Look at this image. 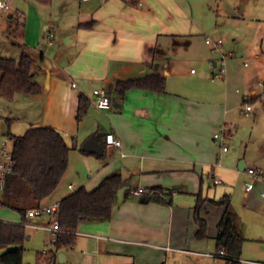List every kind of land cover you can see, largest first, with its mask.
<instances>
[{
    "label": "crops",
    "instance_id": "obj_1",
    "mask_svg": "<svg viewBox=\"0 0 264 264\" xmlns=\"http://www.w3.org/2000/svg\"><path fill=\"white\" fill-rule=\"evenodd\" d=\"M215 1L227 7L234 4L238 9L250 2ZM11 2L24 16L21 23H14L10 18L12 10L5 14L7 27L0 32V56L15 60L23 53L31 56L32 79L41 90L19 92L11 100L0 97V140L12 142L8 132L18 136L30 127L49 125L63 135L70 147L67 168L72 150H78L81 168L65 180L66 168L51 194L38 203L27 202L24 219L19 211L1 203L0 190V220L48 224L52 215L30 217L26 211L59 202L81 186L92 190L106 175L120 172L124 184L117 191L110 218L81 222L75 244L60 249L55 260L62 252L63 261L58 260L66 262L65 250L73 249L77 243L87 262L92 254L104 253L108 258L123 257L124 264H185L181 260L188 256L194 262L195 257L205 256L227 264L223 257L196 250L209 237L196 236L199 226L195 203L200 191L208 199L229 197V210L244 237L240 262H254L246 259L252 248L250 242H264V237L253 234L250 224L246 226L238 213L264 215V202L258 196L264 182L256 183L251 191L244 188L242 209L234 204L236 190L232 182L239 175L248 181L249 165L239 159L235 167L227 153L229 149L221 148L224 142L214 138L222 123L224 138L232 135L224 105L229 103V96L220 83L202 82L208 76L207 63L210 73L217 70L213 69L215 61L205 42V23L196 16L198 0ZM223 46L230 56L237 53L232 42H223ZM255 57L260 58L259 52ZM194 64L199 72L189 68ZM151 73L164 76V91L131 88L121 93L117 89V80ZM231 75L225 70L222 84L228 83ZM72 82L76 85L72 86ZM95 89H104L110 95L108 109L100 110L91 104ZM248 89L243 101L257 94L252 85ZM80 95L90 105L77 120ZM257 97L264 104V96L259 93ZM110 132L120 139V146L106 144L105 134ZM88 139L101 146V154L82 149ZM222 156L230 163L226 167L220 164ZM213 176L221 182L214 184ZM137 187H144L145 192L134 194ZM224 209V205L205 200L198 214L207 227L211 217L216 226ZM25 226L31 228V232L26 229L25 239H31L36 231H46L52 237L48 229ZM215 237L214 232L210 238L216 251ZM89 241L94 249L88 246ZM13 247L0 245V254ZM130 257L134 262L128 263Z\"/></svg>",
    "mask_w": 264,
    "mask_h": 264
},
{
    "label": "trees",
    "instance_id": "obj_2",
    "mask_svg": "<svg viewBox=\"0 0 264 264\" xmlns=\"http://www.w3.org/2000/svg\"><path fill=\"white\" fill-rule=\"evenodd\" d=\"M33 65L34 59L26 53L18 60L0 56V97L11 100L19 92H40L41 86L32 79ZM116 86L121 93L131 88L164 91L165 78L160 74L151 73L139 78L117 80ZM89 105V100L80 95L76 111L77 120L85 115ZM7 136L12 139L13 169L4 178L1 203L19 211L24 219L27 202L38 203L57 187L68 165L70 147L63 135L49 125L30 127L18 136L8 132ZM123 184L121 173L113 172L102 178L92 190L81 186L64 196L59 201L56 213L61 231L57 233L52 248L38 255L37 264H46L48 261L53 264L60 249L72 247L81 222L109 219L117 191ZM205 200L225 207L216 225V251L223 247V254L218 253L217 256L226 259L227 264H241L244 237L234 222L233 213L229 210L227 195L215 200L203 197L199 191L195 203V220L199 226L197 238L207 236V223L198 214ZM26 236L24 222L11 223L0 220V245H15L0 254V264H23L22 244Z\"/></svg>",
    "mask_w": 264,
    "mask_h": 264
},
{
    "label": "rangeland",
    "instance_id": "obj_3",
    "mask_svg": "<svg viewBox=\"0 0 264 264\" xmlns=\"http://www.w3.org/2000/svg\"><path fill=\"white\" fill-rule=\"evenodd\" d=\"M9 3L10 8L2 12L0 32L7 27L5 14L9 13L10 10H15L11 0H9ZM198 3L196 16L199 21L205 23L204 36L215 39L220 38L223 42H232L237 50L235 55L230 56L223 45L220 47V51L213 52L210 46L206 44L210 48V58L217 62V65L213 67L215 71L220 67L221 53L229 55L226 56L223 65L226 74L229 71L232 74L229 80L227 77L228 83L222 84L223 78H212L213 74L209 72L208 63L205 65L208 76L204 77L205 79L202 81L204 84L208 81H213L216 84L220 83L223 92H227L229 96V103L226 102L224 105L225 108H228L227 125L232 128V135L222 141L229 149L227 153L232 157L230 161L235 167L238 166V161L241 159L249 166L264 169V104L257 97L259 93L264 96V52L261 51V49L264 50V0H250L249 4H246L245 8L242 9H238L234 4L228 7L224 3L218 2L217 4L215 0H203L202 2L198 0ZM10 15V18L15 20L14 23H18L12 12ZM256 52H259V59L255 57ZM189 68L199 72L198 65L194 64ZM251 85L257 94H253L254 98L250 101H243V96L248 92ZM246 105H250L252 108L249 114L245 113ZM223 127L224 124L222 123L220 128L215 130V133H221ZM218 141L220 140L218 139ZM6 144L8 148H12V142L6 140ZM78 153V150H72L71 152V163L63 176L65 180L69 178L68 174H72L75 170L81 168ZM220 164L226 167L230 163L227 162L225 156H222ZM232 184L236 190V195L233 198L234 204L242 209L241 193L244 191L245 184L243 176H237ZM207 188L210 187L207 186ZM214 188L212 186V189ZM261 191H264V184L259 189V192ZM260 199L264 202V198ZM238 215L244 220L246 226L250 224L249 227L252 229L253 234L264 237V215L261 216L256 213H238ZM212 219L211 217L210 221L208 220L210 227H207V235L209 237L199 249H196L197 251L215 252L214 241L210 238L214 232L216 233V226L213 224ZM26 229L31 230L29 227ZM33 234L31 239L23 241V264H37L38 255L44 250L52 248L48 232L36 231ZM92 241H89L88 246L92 245L91 248L94 249ZM250 243L252 248L249 250L250 254L246 255V259L254 262H244L243 264H264V242ZM65 251L68 257L67 261L60 262L58 259H54L53 264H124L123 257L111 256L112 258H108L104 253L98 256L95 253L92 254L91 259L87 262L77 243L73 249H66ZM195 259L197 261L194 262L188 256L181 261H184L185 264H222L220 261L205 256H198ZM130 262H134L131 257L128 263ZM46 264H51V262L48 261Z\"/></svg>",
    "mask_w": 264,
    "mask_h": 264
},
{
    "label": "built area",
    "instance_id": "obj_4",
    "mask_svg": "<svg viewBox=\"0 0 264 264\" xmlns=\"http://www.w3.org/2000/svg\"><path fill=\"white\" fill-rule=\"evenodd\" d=\"M9 8H10L9 0H0V19L2 17V12L8 10ZM12 15L14 16V18L17 19L18 23H21V20L23 19L24 16L21 11L13 10ZM205 42L210 46L213 52L220 51V47L223 45L222 39L220 38L215 39L209 36H205ZM226 56L227 55L225 53H221L220 67L217 69L215 73H213L212 78L215 77L224 78L225 68L223 67V65ZM215 65H217V62H215ZM75 85L76 83L72 82V86ZM94 93L95 95L94 98H92L91 100V104L100 110L108 109L110 107L111 99L107 91H105L104 89H95ZM250 109H251L250 105H246L245 113L247 114ZM214 138L219 139L220 142L222 143L223 142L222 140L224 139L223 132L214 133ZM105 141L107 145H111V146L121 145L120 139L114 137V135L111 132L105 134ZM221 148L223 151L227 150L226 145H223ZM12 169H13L12 148H8L6 144V139H2L0 140V190L3 189L4 178L6 177V175L12 172ZM246 172L250 176V180L246 181L244 184V188L246 191L253 190L254 187L256 186V183L264 182V169L259 167L247 166ZM212 181L214 184H219L221 182V180L216 176H213ZM142 192H145L144 187H137L136 189L133 190V193L136 195ZM259 195L261 198H264V191L259 192ZM58 207H59V202H55L51 205H38L26 211L27 216L30 217H39L43 214L52 215V220L48 224H40L36 222L25 223V225H28L30 227L48 229L52 233V237L50 239L51 244H53L56 241V235L58 232L61 231V228L59 226V221L56 216ZM218 253L223 254V247H220L218 251H215L214 253H207V254H210L212 256H217Z\"/></svg>",
    "mask_w": 264,
    "mask_h": 264
},
{
    "label": "water",
    "instance_id": "obj_5",
    "mask_svg": "<svg viewBox=\"0 0 264 264\" xmlns=\"http://www.w3.org/2000/svg\"><path fill=\"white\" fill-rule=\"evenodd\" d=\"M82 149L86 152H95V153H99L101 154V146L93 139H88L86 140L83 145H82ZM64 254L62 252L58 253V259L60 261H63V257Z\"/></svg>",
    "mask_w": 264,
    "mask_h": 264
}]
</instances>
